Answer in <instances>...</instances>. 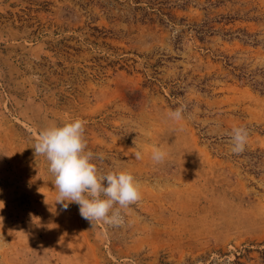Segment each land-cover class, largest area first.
<instances>
[{"label": "rangeland", "instance_id": "374dc122", "mask_svg": "<svg viewBox=\"0 0 264 264\" xmlns=\"http://www.w3.org/2000/svg\"><path fill=\"white\" fill-rule=\"evenodd\" d=\"M76 118L101 171L141 185L121 227L62 210L34 155L43 129ZM238 126L249 139L235 155ZM263 252L264 0H0V264H264Z\"/></svg>", "mask_w": 264, "mask_h": 264}, {"label": "clouds", "instance_id": "9594fccd", "mask_svg": "<svg viewBox=\"0 0 264 264\" xmlns=\"http://www.w3.org/2000/svg\"><path fill=\"white\" fill-rule=\"evenodd\" d=\"M186 110V105H180L170 111L168 116L180 121L185 118ZM248 139L247 127H234L230 136L231 152L242 154ZM32 148L35 156L45 157L47 170L54 177L57 192L55 204H59L62 210H68L71 203L77 204L80 216L92 225L102 221L114 227L123 226L125 219L122 210L142 198L141 185L130 171L116 167L103 172L93 162L103 160V157L86 151L85 122L79 118L46 127ZM167 155L165 150L154 147L151 158L156 163H162ZM134 157L142 159L141 151H136Z\"/></svg>", "mask_w": 264, "mask_h": 264}, {"label": "trees", "instance_id": "16d2710c", "mask_svg": "<svg viewBox=\"0 0 264 264\" xmlns=\"http://www.w3.org/2000/svg\"><path fill=\"white\" fill-rule=\"evenodd\" d=\"M169 16V15H168ZM163 23H164V21H163ZM207 24L205 23V24H203L202 26H200V27H197V29H195V32L197 33V35H198V37H199V39L201 40V41H203L204 39H205V37L208 35V34H214L215 33V31L213 30V29H211L210 27H208V26H206ZM208 27V28H207ZM245 36H248L249 37V35H247V33H243ZM225 36H232V34L231 33H226L225 34ZM155 67V66H154ZM182 93H180V92H178V91H172L171 92V95L173 96V98H177L178 96H180ZM249 249L248 248H246V249H244V251L247 253V252H249L248 251ZM245 255H244V253H241L239 256H237L236 258H237V260H239V259H241V258H243ZM262 257L264 258V252L262 253ZM238 264H241L240 262H238Z\"/></svg>", "mask_w": 264, "mask_h": 264}]
</instances>
